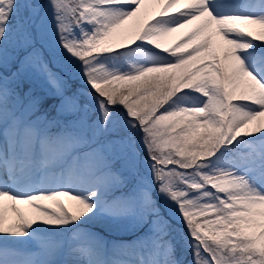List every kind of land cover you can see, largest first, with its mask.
Returning a JSON list of instances; mask_svg holds the SVG:
<instances>
[{"label":"snow or ice","instance_id":"1","mask_svg":"<svg viewBox=\"0 0 264 264\" xmlns=\"http://www.w3.org/2000/svg\"><path fill=\"white\" fill-rule=\"evenodd\" d=\"M146 2L0 0V264H264V0Z\"/></svg>","mask_w":264,"mask_h":264},{"label":"rangeland","instance_id":"2","mask_svg":"<svg viewBox=\"0 0 264 264\" xmlns=\"http://www.w3.org/2000/svg\"><path fill=\"white\" fill-rule=\"evenodd\" d=\"M175 8V7H174ZM172 8V9H174ZM162 9V4L158 3L157 0H147L146 4L142 8V13H147V15L144 17L146 20H151L153 17H158ZM171 9V11H172ZM170 11V12H171ZM169 12V13H170ZM196 23L194 22L193 25L188 26L181 32H178L175 37L174 36H166L167 39L163 40L162 43L165 47H173L175 44H177L184 36H186L195 26ZM136 24V19L134 18L133 20L128 21L126 25L120 30L123 32L128 31L131 29L134 25ZM258 31V30H257ZM64 204L67 205V207L71 210H75V205L72 201H69L68 199H64ZM18 207L21 208V210L26 214V215H32V210L24 204L18 205ZM189 258H191L189 256Z\"/></svg>","mask_w":264,"mask_h":264},{"label":"bare ground","instance_id":"3","mask_svg":"<svg viewBox=\"0 0 264 264\" xmlns=\"http://www.w3.org/2000/svg\"><path fill=\"white\" fill-rule=\"evenodd\" d=\"M186 3H187V0H184V2H182L180 5H178V6L175 7L174 9H172V11L169 13V15L175 14V13H177L178 11L182 10V9L185 7ZM189 26H190V25H189ZM187 27H188V26H187ZM187 27H185V28H187ZM185 28H183V29H178L176 32L171 33L170 36H174V37H175V35H176L178 32H181V31L184 30ZM166 39H167V37H164L163 40H166ZM8 216H9V218H10V219H9V222H11V220L15 218V214H14V213H11V212L8 213Z\"/></svg>","mask_w":264,"mask_h":264}]
</instances>
